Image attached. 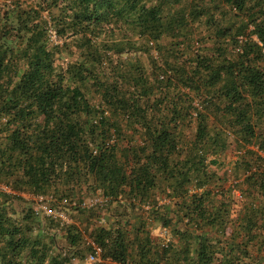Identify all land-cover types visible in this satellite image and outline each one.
Masks as SVG:
<instances>
[{"label":"trees","instance_id":"trees-1","mask_svg":"<svg viewBox=\"0 0 264 264\" xmlns=\"http://www.w3.org/2000/svg\"><path fill=\"white\" fill-rule=\"evenodd\" d=\"M0 185V264H254L264 0H0Z\"/></svg>","mask_w":264,"mask_h":264},{"label":"built area","instance_id":"built-area-1","mask_svg":"<svg viewBox=\"0 0 264 264\" xmlns=\"http://www.w3.org/2000/svg\"><path fill=\"white\" fill-rule=\"evenodd\" d=\"M0 190L5 191V192H9V190L6 187H4L3 185H0ZM34 200H35V204H36L37 208H39V210L43 211L47 216L57 217L63 223H66V224L70 222L69 217L65 213L55 211V210H51L44 203L45 199L43 197H36V198H34ZM162 234H165V232H162ZM87 244L89 246H91V248L93 249V253L87 257L86 263L92 264L97 259V257L99 256L100 249L90 240H87Z\"/></svg>","mask_w":264,"mask_h":264},{"label":"crops","instance_id":"crops-1","mask_svg":"<svg viewBox=\"0 0 264 264\" xmlns=\"http://www.w3.org/2000/svg\"><path fill=\"white\" fill-rule=\"evenodd\" d=\"M262 237H264V233L261 234ZM262 239V238H259ZM260 245L259 243L255 244L253 248H249L250 254L252 255V258L254 260V264H264V247L260 250L259 253H256V248H258Z\"/></svg>","mask_w":264,"mask_h":264},{"label":"rangeland","instance_id":"rangeland-1","mask_svg":"<svg viewBox=\"0 0 264 264\" xmlns=\"http://www.w3.org/2000/svg\"><path fill=\"white\" fill-rule=\"evenodd\" d=\"M231 157V156H230ZM156 232H158V231H156ZM87 264V263H86Z\"/></svg>","mask_w":264,"mask_h":264}]
</instances>
